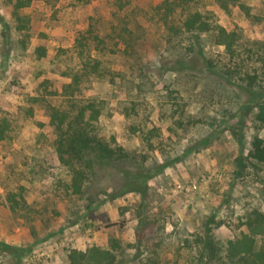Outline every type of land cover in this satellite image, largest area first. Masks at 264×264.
Listing matches in <instances>:
<instances>
[{"label": "rangeland", "instance_id": "obj_1", "mask_svg": "<svg viewBox=\"0 0 264 264\" xmlns=\"http://www.w3.org/2000/svg\"><path fill=\"white\" fill-rule=\"evenodd\" d=\"M239 2L248 14L214 0H0V264H66L111 240L114 264H213L203 239L221 257L247 231L264 211V163L248 156L255 135L264 145V0ZM193 12L233 32L231 48L216 29L185 30ZM87 101L100 107L90 134L124 156L82 166L74 194L49 115Z\"/></svg>", "mask_w": 264, "mask_h": 264}, {"label": "trees", "instance_id": "obj_2", "mask_svg": "<svg viewBox=\"0 0 264 264\" xmlns=\"http://www.w3.org/2000/svg\"><path fill=\"white\" fill-rule=\"evenodd\" d=\"M29 1L14 0L16 7L26 5ZM214 1L221 9L227 11L230 5L238 4L239 8L248 14L246 7L239 0ZM182 27L189 32L196 33L216 29L214 31L216 43L223 44L227 49L231 48L234 42L233 32H227L220 26H212L202 18L199 12L188 14L182 22ZM50 110V123L56 131L54 148L60 163L66 165L71 172L70 188L72 192L78 194L82 191L86 179V171L82 166L92 168L95 163L99 164L105 160L113 159L112 157L119 159L124 156V153L120 146L113 149L95 135L90 134L91 122L97 120L100 115V107L95 101H87L73 115L53 106ZM257 119L264 123L263 104L259 105ZM8 130V119L6 116H2L0 118V140L6 137ZM248 156L256 162L264 163V145L260 137L256 135L253 137ZM82 160L86 161V165L82 163ZM262 184L264 186V178ZM135 189L136 187L132 188V190ZM16 196L21 197L16 193H10L7 197L11 208L19 204ZM244 224L247 231L238 237L229 239L225 243L224 253L221 257L214 255L215 246L206 238L201 241L200 249L207 251L209 260H214L213 264H264V211L252 208L246 215ZM257 237H259L258 245ZM3 246L4 244L0 242V247ZM117 246H119L118 243L111 240L108 247L92 245L84 250L70 249L67 252L66 264H114Z\"/></svg>", "mask_w": 264, "mask_h": 264}]
</instances>
